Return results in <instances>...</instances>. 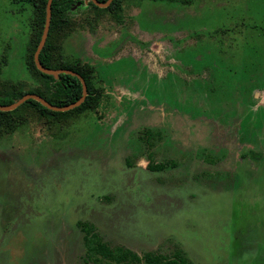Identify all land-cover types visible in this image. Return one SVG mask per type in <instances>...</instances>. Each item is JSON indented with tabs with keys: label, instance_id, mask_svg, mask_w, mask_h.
I'll use <instances>...</instances> for the list:
<instances>
[{
	"label": "rangeland",
	"instance_id": "374dc122",
	"mask_svg": "<svg viewBox=\"0 0 264 264\" xmlns=\"http://www.w3.org/2000/svg\"><path fill=\"white\" fill-rule=\"evenodd\" d=\"M112 16L83 1L58 43V66L94 68L99 108L47 120L23 105L0 138V264H83L78 221L139 255L264 264V0H124ZM31 18L0 0V87L39 85ZM145 129L162 132V171Z\"/></svg>",
	"mask_w": 264,
	"mask_h": 264
},
{
	"label": "trees",
	"instance_id": "16d2710c",
	"mask_svg": "<svg viewBox=\"0 0 264 264\" xmlns=\"http://www.w3.org/2000/svg\"><path fill=\"white\" fill-rule=\"evenodd\" d=\"M84 0H53L51 4V21L47 39L43 49L39 54L41 65L47 69L58 66L60 46L58 43L67 37V31L71 25L69 13L71 9ZM101 3L107 0H97ZM124 0H113L106 9H100L92 3H88L91 8L97 11H107L111 13L117 22H121L122 4ZM145 1V0H141ZM148 1H167L178 2L183 5L191 4L194 0H148ZM14 5H28L32 10L31 31L32 37L29 39V48L26 54V68L33 81L39 85L27 90L20 84L8 83L0 87V105H10L20 99L25 94H35L42 97L51 105L63 107L79 100L82 94L80 81L71 75L61 74L55 80L52 76L44 75L39 72L33 61V55L40 41L44 27L47 0H10ZM5 60V59H4ZM6 63V62H4ZM1 66V65H0ZM56 69H65L79 74L85 81L87 87V96L85 101L77 108L71 110L77 114L88 111H96L101 102L107 99L101 87H97L92 81L94 68L89 64L84 65H59ZM1 70V69H0ZM23 105L25 114H35L39 118L54 119L62 116L63 113L50 111L35 101H27ZM19 106V107H21ZM18 107V108H19ZM15 109L11 112H0V138L13 134L17 127L24 125V119ZM138 140L149 150L147 155V168L150 171L157 172L165 169L164 165L153 164L154 150L163 139L162 132L145 129L137 134ZM148 146V147H147ZM76 228L81 233L83 248V264H194L181 250H176L170 255H164L156 252H145L141 255L123 246H111L104 242L98 234L95 226L90 222L78 221Z\"/></svg>",
	"mask_w": 264,
	"mask_h": 264
},
{
	"label": "water",
	"instance_id": "95a60500",
	"mask_svg": "<svg viewBox=\"0 0 264 264\" xmlns=\"http://www.w3.org/2000/svg\"><path fill=\"white\" fill-rule=\"evenodd\" d=\"M52 1L53 0H47L46 15H45V22H44L43 31L41 34L40 41H39L37 48H36L34 55H33L34 65L39 72H41L44 75L52 76L55 80H57L59 75H61V74H66V75H71L73 77H76L80 81V84L82 87L81 97L79 98L78 101H76L70 105H66L63 107H57V106L51 105L50 103H48L46 100H44L42 97H40L38 95L25 94L20 99L16 100L15 102H13L10 105H0V112L14 111L15 109H17L19 106H21L25 102L31 100V101H35V102L39 103L41 106H43L44 108H46L50 111L64 113V112H68V111H71V110L79 107L85 101V98L87 96V87H86L85 81L82 79V77L79 74H77L73 71H70V70H65V69H57V70L47 69V68L43 67L39 61V54L45 45L47 35L49 32L50 21H51V4H52ZM88 1H90L94 6L100 8V9H106L111 4V2L113 0H107L104 3L98 2L97 0H88Z\"/></svg>",
	"mask_w": 264,
	"mask_h": 264
},
{
	"label": "flooded vegetation",
	"instance_id": "af4514ba",
	"mask_svg": "<svg viewBox=\"0 0 264 264\" xmlns=\"http://www.w3.org/2000/svg\"><path fill=\"white\" fill-rule=\"evenodd\" d=\"M84 1H87V4L90 2V1H88V0H84ZM99 2V1H98ZM91 3V2H90ZM79 4V3H78ZM89 5V4H88ZM262 107H264V105L262 106Z\"/></svg>",
	"mask_w": 264,
	"mask_h": 264
}]
</instances>
